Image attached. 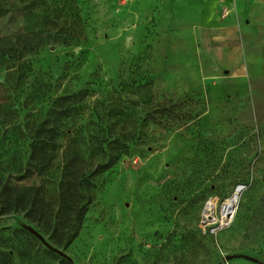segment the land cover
I'll use <instances>...</instances> for the list:
<instances>
[{
    "label": "rangeland",
    "instance_id": "rangeland-1",
    "mask_svg": "<svg viewBox=\"0 0 264 264\" xmlns=\"http://www.w3.org/2000/svg\"><path fill=\"white\" fill-rule=\"evenodd\" d=\"M231 1L218 17L239 32L204 44L191 26H158L164 0H0V34L10 36L0 43L9 54L0 58L2 182L43 183L56 160L31 143L58 97L83 93L78 126L115 109L113 136L133 137L94 179L70 243H54L36 213H0V250L11 251L13 264H52L38 263L46 247L23 224L72 264L264 262V0ZM20 30L37 35L12 37ZM26 44L35 50L23 52ZM233 57L242 58L243 77L228 78ZM53 186L47 200L55 205ZM26 237L33 249L20 256Z\"/></svg>",
    "mask_w": 264,
    "mask_h": 264
},
{
    "label": "trees",
    "instance_id": "trees-1",
    "mask_svg": "<svg viewBox=\"0 0 264 264\" xmlns=\"http://www.w3.org/2000/svg\"><path fill=\"white\" fill-rule=\"evenodd\" d=\"M5 13L6 10L0 9V17ZM33 35H37L34 30H20L12 37L19 40ZM7 39H10L9 35L0 34V43ZM22 50L24 52L35 49L26 44ZM0 58L9 60V54L2 48H0ZM78 97L82 98L83 93L53 100L41 124V132L44 135L31 143L33 150L51 149L53 152L51 161L56 160L54 165L50 164L44 168L46 172L43 173L45 176L43 183L33 181L29 184L17 185L3 183L0 177V213L12 211L36 213L43 225L52 228L51 237L56 238L53 239L54 243H60L59 240L64 237L68 244L76 237L88 211V204L91 201L90 190L95 186L94 179L120 159L133 139V137L126 139L113 136L118 124V120L111 121V118L118 114L115 109H111L102 117L96 113L97 121L91 120L84 126H78L74 120ZM33 152L29 155V160L33 157ZM52 182L57 192L55 205L47 200L48 185ZM26 234L32 235L28 231ZM24 242L25 246L18 249L20 256L21 254L27 256L33 249L27 237L24 238ZM8 248L13 252L17 250L13 249L12 245ZM10 252L0 250V264H13V256ZM41 256L43 257L38 258V263L42 262L43 258H47L52 264H72L68 257L48 248L41 252ZM235 256L243 258L248 255L232 257ZM244 261L247 264H264L257 259L254 261L244 259Z\"/></svg>",
    "mask_w": 264,
    "mask_h": 264
},
{
    "label": "crops",
    "instance_id": "crops-1",
    "mask_svg": "<svg viewBox=\"0 0 264 264\" xmlns=\"http://www.w3.org/2000/svg\"><path fill=\"white\" fill-rule=\"evenodd\" d=\"M207 1H210L214 5V9L205 6L206 0H185L184 7L181 9L180 4L182 0H164L157 18L158 26L164 29H178L191 26L195 29L196 36L204 44L218 42L217 40L221 38L224 40L233 38L237 31L239 32L237 28L239 26L238 23L229 18V16L223 19L218 17V10L221 7L231 6L232 1ZM226 34L231 35L228 37ZM228 61L231 62L228 78L243 77L244 64L242 58L233 57L228 59Z\"/></svg>",
    "mask_w": 264,
    "mask_h": 264
},
{
    "label": "water",
    "instance_id": "water-1",
    "mask_svg": "<svg viewBox=\"0 0 264 264\" xmlns=\"http://www.w3.org/2000/svg\"><path fill=\"white\" fill-rule=\"evenodd\" d=\"M242 189V185L237 187V190L240 192ZM23 228L26 229L29 233H31L33 236H35L46 248L55 251L59 255L67 257L61 250L57 249L56 247L52 246L45 238L44 236L38 232L33 226L23 224ZM244 258L254 261L255 259L249 256H243ZM230 257H227V259Z\"/></svg>",
    "mask_w": 264,
    "mask_h": 264
},
{
    "label": "bare ground",
    "instance_id": "bare-ground-1",
    "mask_svg": "<svg viewBox=\"0 0 264 264\" xmlns=\"http://www.w3.org/2000/svg\"><path fill=\"white\" fill-rule=\"evenodd\" d=\"M236 191L239 193V191L237 190V188H236ZM236 197H237V194H236L235 197L231 198V200H229V201H227V202H225V203L223 204V206H222V208H221V215H222V218H226V217L229 215V213L232 212L231 210H232V208H233V205H234V202H235V200H236ZM207 206H208V204H207ZM207 206H206V208H207ZM206 208H205V209H206ZM212 211H213V210H212ZM211 217H212V214H211ZM203 218H204V217H203ZM204 220H205V221H210L211 218L208 219V217H206V218H204Z\"/></svg>",
    "mask_w": 264,
    "mask_h": 264
}]
</instances>
